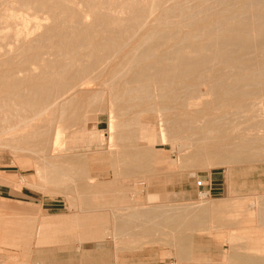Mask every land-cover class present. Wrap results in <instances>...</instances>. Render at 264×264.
<instances>
[{"label": "bare ground", "instance_id": "6f19581e", "mask_svg": "<svg viewBox=\"0 0 264 264\" xmlns=\"http://www.w3.org/2000/svg\"><path fill=\"white\" fill-rule=\"evenodd\" d=\"M106 1L85 0L87 13L80 10L74 0H13L10 5L4 3V8L0 10V47L4 44V39L7 40L10 37L15 39L14 41L11 39L8 42L9 46L5 43L6 45L3 47L6 46V48L2 49L3 57L0 58V134L3 135V138L1 137L0 139V145L10 148L13 152L26 151L33 154L35 164H37L36 172L40 173L43 171L44 173L42 172V174L46 178L48 176L45 182H48L51 178L53 180L52 185H55L54 181H59L61 175H66L68 178L72 176V173L69 172V174L71 173L69 177V174L63 170L66 166L60 163L66 157L76 156V153L66 154L64 159L62 158L63 154H61L62 159H59L58 156H55L58 152H55L56 154L54 155V149H58L59 146L65 147L63 143L70 148L80 141H86L84 139L65 141L63 136L68 126L77 125V119L80 120L79 118L87 115L83 111V113L81 112L82 114H79L82 104L86 101L90 104L88 100L101 98L102 90H93V84L101 83L103 87H110L112 84L115 86L119 81L118 83L121 84L122 90L115 93V95L113 94L114 97L111 100L119 104L118 111L120 113L118 116L123 115V118L125 113L121 114V111H124V108H122L123 103L141 104L140 102L147 101L148 103L152 99L160 106L159 110L169 112L173 116L176 115L174 119L163 120L160 118L161 113H158V118L150 115L141 122L142 124L138 122L140 119L135 122L136 125L134 124V126H137V124L141 126L140 138L145 140L147 146L152 145L157 140L161 144L167 141L172 142L180 131L192 132L190 124L194 118V112L205 111L207 113V111L217 108L221 110V107H226L231 102L241 103L247 98L250 99L256 92H259V89L264 90V57L262 62L248 57V53L253 50L264 51V5L258 6L261 0H241V5L236 11H230L225 7L219 11L216 10L217 13L210 5L188 10V6H185L186 10H184L182 7L179 9L180 6L178 4V10L177 7L161 8L163 0H121L120 3L123 6L126 7L127 5L131 9L125 17L112 14V11L108 9L109 7L104 6L107 5L105 4ZM77 2L79 1L77 0ZM81 3L83 4L80 1ZM165 3L166 0L163 4ZM174 11H177V18H173L172 14H174ZM237 11L239 13L249 12L250 18L239 19V15H236ZM213 14L217 15L215 19H212ZM88 15L90 16L89 21L86 20ZM150 16L153 17L145 30L146 20ZM40 19L44 20V22L41 21L40 23ZM16 20L19 23L18 25L12 23ZM29 22L33 23L30 29H28ZM180 28H185V30L180 33L177 31ZM38 29L40 30L38 31ZM11 44V48L7 50V46L10 47ZM115 57L119 59L113 62ZM202 83L208 84L210 93H208V96L211 95V100L209 102L204 101V103H199L200 105H198L196 102L191 101L194 97V94L192 95L194 92L193 87L198 84L202 85ZM105 93L108 92L106 91ZM157 104L154 105L158 108ZM191 106L194 115L188 111ZM98 107L96 105V108ZM113 109L116 110L114 107ZM127 109H130V107H127ZM156 109H153V111ZM111 110L108 116L110 118L107 133L103 134L101 131L98 136L87 140L89 144H102L106 141L109 146L108 150L112 149L111 146L116 145L115 133L118 127L112 120L115 115L111 114L113 111ZM148 110V107L142 109L143 113L149 112ZM125 111L127 112V110ZM153 111H151L152 115L156 112ZM140 113L139 111L137 115ZM134 114L136 115V113ZM162 116L164 117L165 115L162 114ZM137 119L136 116L134 120ZM130 120L132 119L129 118V121L127 120L128 123ZM127 124L123 122L122 125L121 123L119 130L123 132L126 126L127 129ZM262 125V127L260 126L263 133L262 139L259 138L252 141L239 135L236 136V133L231 139L232 141L230 139L227 141H224L225 139L222 141L219 138L210 139V136L208 138L203 136L201 137L203 140L198 138L199 141L195 140L196 142L191 143V139L188 141L190 144L187 147H193V150L187 155V160L193 159L194 164L197 165H223L228 168L232 163L244 162L248 159L247 155L250 152L255 153L260 149L261 145L259 142L262 140L264 142V122ZM135 128L132 132L133 136ZM213 129V126L206 128L209 132ZM165 131H169V134H172V138L169 135L167 136L168 132L166 134ZM214 133L217 132L215 131ZM253 133L252 131L250 132V134ZM188 134L186 133V135ZM124 136L121 135L116 140H130L127 134ZM156 136L158 137L157 139ZM135 137L137 138L138 134ZM184 140L185 142L182 139L186 143L187 139L184 138ZM125 147L123 146L124 150L127 148ZM62 148L60 147V149ZM133 148L135 149V147ZM182 148H186V146ZM71 149L74 150V148ZM262 149H264V145ZM131 152L124 153L125 156L130 157L131 161L142 156L138 152ZM257 156H260V154ZM75 159L79 158L76 157ZM140 161L138 160V162ZM124 163L128 165L129 162ZM147 164L150 165V163ZM69 171H72L71 167ZM74 176L76 177V175ZM95 180L96 178L93 175L86 176V183L88 184H94ZM23 181L25 183V180L21 178L20 182ZM0 182L6 183L5 178L1 175ZM70 182H72L71 179ZM48 183L51 184L52 181ZM13 184L17 183L13 182ZM25 184L29 185L28 183ZM61 188L64 187L62 186ZM72 189H69V191H72ZM83 192L85 193V190ZM78 196L81 197L79 194ZM199 196L201 199L205 198V193L199 192ZM170 207L168 206L169 209ZM175 209H177V206ZM95 210L92 209V211L90 210L91 212L83 210L84 213L81 210L82 212H78L79 214L69 220H64L60 215L43 216L36 233L40 234V230L43 227L65 222L71 225L68 227L74 226V229H77L78 233L76 232V236H80V242L81 240L90 241L110 238L113 243H116V239L119 238H116L118 232L114 233L115 236L111 234V230L105 231L104 228L107 221L105 213L109 209L107 208L104 213L99 212L103 210L102 208L93 212ZM233 215L235 216V214ZM249 215L251 216L252 213ZM240 228L248 231L249 237L246 236L248 240L252 239L255 242L262 240L252 226H242ZM9 230L6 226H1V231L5 234L0 235L1 243L9 244L7 239L14 233ZM115 231L112 230V232ZM220 231L216 232L222 233L223 230ZM39 234L36 235L37 244L44 242V238L40 239L41 236ZM200 248L202 247L196 246L193 251L198 253ZM244 249L250 251L252 255H247L244 251L243 254L245 255L236 254L237 251L236 253L233 252L229 254V257L227 256L231 264H264V259L256 257L257 255L255 256L253 253L256 250L260 254L261 252L259 253V251L263 250L261 247L254 244L246 246ZM178 252L187 254L190 250L187 249L185 244H180ZM217 253L218 255L222 254V251L220 250ZM195 255L197 257V254ZM222 264H226V262Z\"/></svg>", "mask_w": 264, "mask_h": 264}, {"label": "rangeland", "instance_id": "374dc122", "mask_svg": "<svg viewBox=\"0 0 264 264\" xmlns=\"http://www.w3.org/2000/svg\"><path fill=\"white\" fill-rule=\"evenodd\" d=\"M1 1L2 0H0V10L4 8V3L8 5L13 3V0H11L12 2L10 0H3L2 3ZM78 1L79 2L74 0L76 6L87 13L85 0ZM80 1L83 2V4H80ZM120 1L121 0H107L105 3L107 5L104 6L107 8L109 7L108 9L112 11V14L125 17V15L127 16L129 14L131 9L127 5L126 7L123 6ZM164 1L165 0L162 2L164 3ZM163 3L161 8H176L179 4V9L182 7L184 10H186L187 6L188 10L195 7L210 5L216 12V10L219 11L225 7L230 11H236L241 5V0H166L167 5ZM263 5L264 0H261L258 6L261 7ZM183 6L186 7L184 8ZM173 13V18H177V11ZM238 13L239 11L236 12V15H239V19L245 20L250 18L249 12ZM215 14L212 15V19L216 18L215 16L217 15ZM152 17L153 16L147 18L145 30L148 28V24L151 22ZM87 18L86 20L89 21L90 16L88 15ZM41 21L42 19L39 20L40 23ZM14 22H12L14 25L19 24L17 20ZM31 22L33 21L31 20ZM31 22L28 23V29L32 28L33 23ZM42 22H44V20ZM39 30L40 29H38V31ZM183 30H185V28H180L177 31L181 33ZM11 39L12 41L15 40L13 37L7 38V40L4 39V44L0 47V58L3 57L2 49L6 48V46H3L6 45L5 43L8 45ZM8 46L7 50L11 48L12 44L10 47ZM4 51L6 50L4 49ZM260 51L261 50L258 49L253 50L248 53V57L262 62L264 51ZM118 59V57H115L113 62H116ZM118 82L115 86L112 84L110 87H103L101 83L93 84V90H102L103 94L101 98L91 99V101L88 100L90 104H88L87 101L84 102L79 114L84 112V114L87 115L79 118L81 121L77 119V125L68 126L63 136L65 141H70V139H84L86 141H80L70 148L68 145V147H66V144L63 143L65 147L59 146L58 149H54V155L56 154L55 152H58L55 156H58L59 159L61 158V154H63L62 158L64 159V155L76 153V156L66 157L67 160L65 159L60 163L66 166L63 170L66 171L67 174H69V172L72 173H70L72 175L71 177L69 174L70 178L66 175H61L59 181H54L55 185H52L53 180H51V178L49 180L52 181L51 184L48 183L49 181L45 182L48 176L46 178V176L42 174L43 171L40 173L36 172L37 164H35L36 162L33 154L26 151L13 152L10 148L0 145V175L3 176L6 181V183L0 184V235H5L3 231H1L2 225L10 229L9 231L14 232L8 239L6 238L9 244L0 242V264H222L223 262L231 264L227 256L229 257V254L233 252L236 253L237 251L236 254L241 253L240 255H252L250 251L244 249L246 246L256 244L264 250L263 140L259 142L261 147L257 152H250L247 155L248 159L246 161L236 164L232 163L229 168L223 165H197L194 164L195 162L193 159L187 160V155L193 150V147L190 148V146L187 147V145L195 140H203L201 138L203 136L206 138L210 136V139L219 138L222 139V141L224 139V141L231 140L235 135L245 137L250 141L261 138L263 136L261 127L264 122V90L259 89V92L262 93L256 92L250 99L247 98L241 103L231 102L227 104L228 106L221 107V110L217 108L211 109L207 111V113H205V111L196 113L192 111L191 106L188 108V111H190L189 113L192 115L195 113L192 120L193 123L191 122L190 124L192 132L180 131L178 134L179 137L175 136L172 142L167 141L161 144V142L157 140L152 143V145L147 146L145 140L140 138L141 126L139 124H142L141 122L150 115L158 118V113H161V117L160 115L159 117L163 120L174 119L176 115L173 116L169 112L159 110L160 106L152 99L148 101V103L147 101H145L146 103L140 102L141 104L131 102L123 103V107H121L124 108V111H121V114L125 112L124 118L123 115L118 116L120 113L118 111L119 104L111 100L115 93L121 92L122 90L121 84ZM198 85L193 87L194 92L192 95L194 94V97L191 101L196 102L198 105L204 103V101L209 102L211 100V95L208 96V84L202 83V85ZM106 91L108 93H105ZM111 95L113 96L111 97ZM134 104L136 107L133 106ZM154 104H157L158 108L155 107ZM96 105L99 107L96 108ZM113 107L116 110H114ZM127 107H130V109H127ZM144 107H148L149 112L143 113L142 109ZM111 109L114 112L116 111L117 114ZM153 109H156L154 110L156 112H154ZM110 110L112 111L111 114L113 116L115 115L112 117V120L118 128L115 133L116 147L111 146L112 149L108 150L109 146L106 144V141L102 144H89L87 140L98 136L101 131L103 134H105V132L107 133ZM125 110H127V112ZM139 111L141 113L137 115ZM151 111L154 112L153 115ZM134 113H136V115ZM162 114L165 116L163 117ZM136 116L138 119L134 120ZM129 118L133 121L130 120L128 123ZM82 120H84L83 122H85V124H83ZM121 120L124 124L128 123V128L126 129V126L123 132L119 130L121 123L123 125ZM137 121L140 123L134 126ZM202 124L204 125L202 126ZM238 125L240 126L237 127ZM211 126H213L214 129L210 132L207 131L206 128ZM137 127L138 130L136 131ZM134 128L135 132L133 136L132 132ZM215 131L217 133H214ZM251 131L254 133L250 134ZM165 132L166 134L168 132L167 136L169 135V137L172 138V134H169V131ZM186 133H189L188 135L190 137L186 135ZM126 134L131 141L128 139L121 141L116 140L117 137L121 135L126 136ZM137 134L138 137L136 138L135 136ZM2 136L3 135L0 134V139ZM157 138L156 136V139ZM181 138L184 142V138L187 139L186 143H184ZM133 140L135 141L133 142ZM188 141L190 142L188 143ZM141 142L143 143L142 145ZM123 146L127 148L125 147L126 149L124 150ZM185 146L186 148H182ZM60 147L64 149H60ZM133 147H135V149ZM71 148H74V150ZM124 151L127 153H130V151H132L131 153H133V151L134 153L138 152L142 156L141 158L139 157L131 161L130 157L124 155V153H126ZM22 152L26 153L24 154ZM259 154L260 156H257ZM76 157L79 159H75ZM138 160L141 161L138 162ZM67 161L69 162L67 163ZM121 161L124 166L120 163ZM123 161L129 162V166ZM147 163H150V165ZM70 167L72 171H69ZM66 168L67 170L69 168V170L67 171ZM74 175H76L78 179ZM88 175L95 176L96 180L94 184L86 183V176ZM82 176L84 177L82 178ZM21 178L29 185H26L24 181L20 182ZM70 179L72 182H70ZM63 181L65 182L63 183ZM13 182L17 184L14 185ZM198 182H200V184H198ZM67 188L68 191L73 188V192L69 191L70 193L72 192L70 194ZM84 190L85 193L83 192ZM199 192L205 193V198L203 197L201 199ZM78 194L81 195V197L78 196ZM84 203L88 204L87 208ZM168 206L172 207L169 209ZM176 206L177 209H175ZM98 207L103 209L99 211L101 213L106 212L105 210H107V208L109 209V212H107L110 214L106 212L105 215L107 221L109 219L111 220H109L108 223L106 221L104 228L105 231L111 230V234L118 232V234H116L117 236L114 234L116 238L119 237L116 239V243H113L110 238L90 241L81 240L80 242V236H76L77 229L75 230L74 226L68 227L71 225L65 222L50 225L45 228L43 227L40 230L41 235L36 233L43 216L60 215L64 220H69L83 210L91 212L92 209H96L93 211L96 212L98 211L97 209H99ZM232 212H234L233 214H235V216ZM82 213H84V211ZM251 213L252 215L250 216L249 214ZM238 226H252L254 231L261 236L262 240L260 242H255L252 239L248 240V231ZM112 230L116 231L112 232ZM220 230H223L222 233H220ZM120 231L122 232L120 233ZM37 234L41 236L40 239L44 238V242H39L40 244L36 243ZM125 234L127 235L125 236ZM240 236L241 238H239ZM180 244H185L190 252L187 254H180L178 252ZM196 246L202 247L199 249L200 251H198V253L197 251L196 253L193 251ZM238 247L240 248L238 249ZM220 250L222 254L218 255L217 252ZM263 250L259 251V253L263 252L262 254H258L256 250L253 253L255 256L257 255L256 257L264 259ZM243 251L245 254H243ZM195 254H197V257ZM225 259L226 261H224Z\"/></svg>", "mask_w": 264, "mask_h": 264}, {"label": "crops", "instance_id": "0c3cea01", "mask_svg": "<svg viewBox=\"0 0 264 264\" xmlns=\"http://www.w3.org/2000/svg\"><path fill=\"white\" fill-rule=\"evenodd\" d=\"M0 184H2V183H0Z\"/></svg>", "mask_w": 264, "mask_h": 264}]
</instances>
